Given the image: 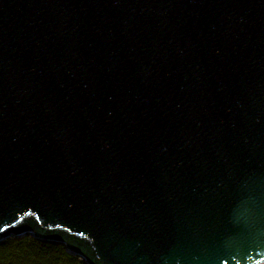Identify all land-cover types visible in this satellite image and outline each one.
<instances>
[{
  "label": "water",
  "instance_id": "95a60500",
  "mask_svg": "<svg viewBox=\"0 0 264 264\" xmlns=\"http://www.w3.org/2000/svg\"><path fill=\"white\" fill-rule=\"evenodd\" d=\"M89 264L264 263V0H0V241Z\"/></svg>",
  "mask_w": 264,
  "mask_h": 264
},
{
  "label": "trees",
  "instance_id": "16d2710c",
  "mask_svg": "<svg viewBox=\"0 0 264 264\" xmlns=\"http://www.w3.org/2000/svg\"><path fill=\"white\" fill-rule=\"evenodd\" d=\"M0 264H89L63 243L32 235L0 241Z\"/></svg>",
  "mask_w": 264,
  "mask_h": 264
},
{
  "label": "rangeland",
  "instance_id": "374dc122",
  "mask_svg": "<svg viewBox=\"0 0 264 264\" xmlns=\"http://www.w3.org/2000/svg\"><path fill=\"white\" fill-rule=\"evenodd\" d=\"M264 264V263H263Z\"/></svg>",
  "mask_w": 264,
  "mask_h": 264
}]
</instances>
